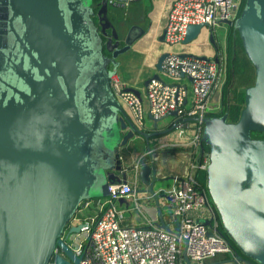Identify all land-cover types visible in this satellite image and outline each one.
Returning <instances> with one entry per match:
<instances>
[{"label":"water","instance_id":"95a60500","mask_svg":"<svg viewBox=\"0 0 264 264\" xmlns=\"http://www.w3.org/2000/svg\"><path fill=\"white\" fill-rule=\"evenodd\" d=\"M93 1L0 0V264H49L52 257L54 264H72L54 255L57 246L77 264L61 235L83 200L108 195L110 183L127 182L118 149L136 136L149 142L176 127L140 130L115 97L110 77L119 56L150 27L132 25L124 46L107 56L103 39L109 36L111 51L118 34L109 0L98 1L97 8ZM221 23L238 31L256 70L254 84L245 88L237 121L227 113L186 120L203 125L208 203L239 250L226 261L264 264V138L253 136L264 133V0H245L239 16ZM206 28L190 24L183 43ZM209 40L217 48L213 30ZM167 55L158 58L154 78ZM138 173L153 192L160 181L156 163L141 165ZM159 225L170 230L162 213ZM183 257L194 264L186 248Z\"/></svg>","mask_w":264,"mask_h":264},{"label":"built area","instance_id":"2783aa9c","mask_svg":"<svg viewBox=\"0 0 264 264\" xmlns=\"http://www.w3.org/2000/svg\"><path fill=\"white\" fill-rule=\"evenodd\" d=\"M134 0H109V4ZM242 0H172L165 22V43L169 47L184 44L190 24L208 28L222 20L239 16ZM170 50L163 61L159 77H150L138 95L124 83L118 72L110 77L112 91L126 109L136 127L143 130L150 117L160 120L173 116L180 138L186 135L189 117L203 118L219 111L211 105V97L220 75L216 58L201 59L192 54L181 55ZM175 113V114H174ZM192 140L200 142L202 127L197 122ZM208 157L191 163L190 173L174 177L164 189L166 204L165 229L150 221L146 224L125 222V212L138 209L143 213V198L134 204L119 199L134 197L128 182L110 183L108 195L85 199L68 224V229L83 224L80 232L70 234L67 245L79 257L77 264H184L183 251L194 264L206 262L219 254L235 256L228 238L220 231L216 211L208 203L206 187L196 176V169H206ZM208 219L204 224L200 220ZM174 228H173V227Z\"/></svg>","mask_w":264,"mask_h":264},{"label":"crops","instance_id":"0c3cea01","mask_svg":"<svg viewBox=\"0 0 264 264\" xmlns=\"http://www.w3.org/2000/svg\"><path fill=\"white\" fill-rule=\"evenodd\" d=\"M171 1L172 0H151V6L148 12V21L151 22L150 29L133 44L132 48L128 52L119 56L117 72L128 88L143 91L145 82L150 77H153V75L157 72L156 63L160 55L165 51L174 50L181 53L216 58L218 57L216 52L218 47H225L227 45V38L225 35L220 36L218 40L215 37L217 48L214 46V44L210 43V40L209 45L205 42L207 39H209V33L212 28H228V25L224 23H220L214 27H211V29H204L197 39L187 44L169 47L164 41H161L160 38L164 32V24L166 22V16ZM125 5H128L130 8H132V11L129 9V14H133L135 17L141 15V10L144 9L141 3L137 1H132ZM112 11L113 10H110V14ZM218 87L219 84H216L214 90H216ZM218 104V100L215 99L214 93L211 97V105L215 106ZM175 120L176 119L173 116L164 117L157 121L149 117L143 131L155 132L169 129L174 126L173 122ZM189 124L190 126L187 127L186 135L182 138L178 136V129L175 127L173 130L165 134L152 136L149 142H147L142 136H136L125 146L121 147L122 152L120 153V157L124 170L128 171L127 182L132 184L135 190H138L134 193V197L126 199V201L128 204H130V202H133L134 204L135 198L144 199L143 213H141L138 209H135L137 215L136 218H132V209L125 219L126 223L146 224L150 221L151 223L160 224L161 213L164 223H167L166 216L163 211V208L166 204L164 189L170 183L172 178H181L188 175L190 173L191 163L199 162V159H201L203 155L201 140L199 143H196L192 140L194 133L197 132L196 126L198 123L192 121ZM137 138H140L145 146L144 150L139 154L136 152V150H133V147L131 146L132 141L136 140ZM148 144H150V148H148ZM176 154H180L183 158L182 162L184 164L183 167H181L182 171L161 173L160 170L162 168V160L173 157ZM151 161L156 163L158 177L160 178V181H157L155 184L153 191L154 193L148 192L146 190L148 186L141 182L138 173V168L141 165L150 163ZM155 194L158 195L157 198L155 197ZM209 205L211 206V204ZM122 208L126 209V204L125 206L123 205ZM166 225L168 226V224ZM224 255L228 256L226 260L234 257L229 254H219L216 257L208 260L206 264H235L226 260H222ZM183 260V263L186 264L184 257ZM238 264L250 263L241 261Z\"/></svg>","mask_w":264,"mask_h":264},{"label":"trees","instance_id":"16d2710c","mask_svg":"<svg viewBox=\"0 0 264 264\" xmlns=\"http://www.w3.org/2000/svg\"><path fill=\"white\" fill-rule=\"evenodd\" d=\"M97 1V0H96ZM245 0H242V5L240 9L243 8ZM239 13V14H240ZM230 35H229V44L231 45V54L228 57V76L227 82L224 84V94L222 100V109L216 113L208 114V115H222L224 113L228 114L229 121H237L239 119L243 104L245 103V88L254 84L256 70L253 63L248 58L245 49L242 44V40L239 36V33L232 26H228ZM219 48V47H218ZM221 54L218 55L219 62L221 60ZM234 91V95L232 97L229 96V93ZM203 127L202 124H200ZM254 137L264 138V133L255 132L253 133ZM202 150L204 152L201 157V162L204 160V156L208 157L209 146L206 144H201ZM196 176L201 180V182L206 186V169L198 167L196 169ZM212 208L213 205H212ZM215 210V208H214ZM220 223V231L228 238L235 252H238V247L229 237V235L223 229L221 222ZM228 256L224 255L222 260H226Z\"/></svg>","mask_w":264,"mask_h":264},{"label":"rangeland","instance_id":"374dc122","mask_svg":"<svg viewBox=\"0 0 264 264\" xmlns=\"http://www.w3.org/2000/svg\"><path fill=\"white\" fill-rule=\"evenodd\" d=\"M137 2H140L142 7H148V9H150L151 0H140V1H137ZM96 3H98V0L96 2H94V4H96ZM133 3H135V2H133ZM129 9L132 11V8H130L128 5H126L124 7V10L121 11V12L122 13H129L130 12ZM111 15L112 16H114V15L117 16L115 11H112ZM164 28H165V24H164ZM211 30H213L214 35L217 38V40H218V38L220 36H223V35H225L226 38H227V45L225 47L224 46L223 47L220 46L218 48V50L216 51L217 55L221 54L223 56L222 60H220V75H219V78H218V80L216 82L217 85L219 84V87L216 90H214L215 99L218 100V103L220 105V109H219V111H220L222 109V100H223V94H224V84H226L227 76H228V57L231 54V45L229 44L230 31H229V28H215V29L212 28ZM205 42L208 43V45H209V39H207ZM233 95H234V91H231L229 93V96L232 97ZM243 106H244V104H243ZM131 146L133 147L132 149L136 150V152L138 154L141 153L144 150V148H145L144 143L141 141L140 138H137L136 140L132 141ZM125 151L128 152L127 150H125ZM182 161H183V158H182V156L180 154H176L173 157L163 159L162 162H161L162 168H161L160 172L161 173H165V172L166 173L180 172V171H182L181 167H183V164H184ZM163 176H165V175H163ZM206 191H207V189H206ZM207 193H208V191H207ZM130 204L133 205V202H130ZM210 204H211V206L213 205L211 200H210ZM215 211H216V216H217L218 220L220 221V216H219V214H218L216 209H215ZM136 213H137L136 210L133 209V212H132L133 217L132 218H136V215H137ZM127 215H129L128 211L125 212V217H127Z\"/></svg>","mask_w":264,"mask_h":264},{"label":"flooded vegetation","instance_id":"af4514ba","mask_svg":"<svg viewBox=\"0 0 264 264\" xmlns=\"http://www.w3.org/2000/svg\"><path fill=\"white\" fill-rule=\"evenodd\" d=\"M100 1V0H98ZM134 1H139V0H134ZM94 2H96V0L93 1V4ZM95 8H97V3L94 4ZM126 5L124 3H117V4H112L110 5V9H109V18L114 26V28L116 29V32L118 34V40H119V43L117 46H114L116 40L112 37V42L110 43L111 46L114 47L113 50L109 51L108 48H107V42H108V38L109 36L107 37H104L103 39V47H104V53L105 55L107 56H111L112 55V52L117 49V48H122L125 44V37H126V33L127 31L129 30V28L132 26V25H140L144 28H149L151 27V22L148 21V12L150 9H148V7H144V9L141 10V15L135 17L133 16V14H129V13H122L121 11L124 10V7ZM110 10H113L115 11L116 15L117 16H112L110 14ZM143 11V12H142ZM112 16V17H111ZM95 21L98 22V20L95 18ZM150 29V28H149ZM109 33H111V29H108ZM111 67V66H110ZM123 147V146H121ZM121 147L118 149V152L121 153ZM125 149V148H123ZM70 232H69V229H68V225L66 226V228L64 229L62 235H61V238L63 240H65L67 242V240L70 238ZM57 254H60L61 256L64 257V259H66V261H69L71 262L72 264H75V262H73L72 260H70L64 253L63 249L60 247V246H57L56 247V250H55V253L54 255H57ZM49 264H54V258L52 257L51 261L49 262ZM66 264V263H64Z\"/></svg>","mask_w":264,"mask_h":264}]
</instances>
